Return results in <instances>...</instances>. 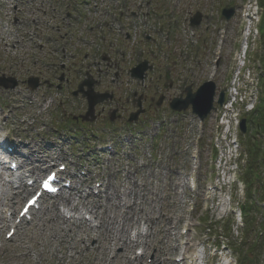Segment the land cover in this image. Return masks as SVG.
<instances>
[{"label":"rangeland","instance_id":"374dc122","mask_svg":"<svg viewBox=\"0 0 264 264\" xmlns=\"http://www.w3.org/2000/svg\"><path fill=\"white\" fill-rule=\"evenodd\" d=\"M15 0H0V6L3 7L2 13L5 17L10 14L9 10ZM62 0H36L35 4L30 7H25L22 11V16L25 17L27 26L22 27L19 37L13 39V36L8 33V27L4 28L5 23H0V77H12L17 80L18 86L15 90L4 91L0 89V137L6 138L11 142L17 140L19 143L26 146L22 148L23 151L31 152L32 155L29 159L35 166H38L35 159H43L46 156L47 165L44 170H35L34 174L43 176L49 171L48 168H56L59 165L66 164L69 171L83 169L87 171L88 176L81 178L87 184L86 186L94 187L95 181H103L105 184L103 190L105 194L103 196V202L105 205V211L100 213V217L104 220L108 218L122 223L124 213L129 208L136 209L135 215L133 212L129 215L126 221L127 226H123L121 232V226L117 224L109 223L108 225L114 228L123 239H127L129 232L137 230L139 222L144 220L150 227V233L148 237L144 238L146 251L149 248L156 246V261L152 264H176L172 261L174 257H177L178 253L185 254L187 249L181 245L182 242L188 243L196 241L192 240L191 236L196 232L198 237L204 234V228L193 229L189 231L185 236L180 235V229L188 220L201 218L205 216V211L202 208L204 204V194L208 185L211 184L212 177H210V166L204 161L203 151L204 146L201 143L198 146L199 154L198 159L192 160L191 153L195 152V147L192 149L189 145L191 139L199 135L196 123L191 127L193 120L189 113L185 116H179L180 129H174L173 116L168 108V103L175 97L180 91L179 86L181 80L184 82L186 78L191 82L193 78L189 68H194L196 72H199V78H204L205 67L203 61H206L207 53L202 51L199 60L193 59L190 63L182 60L181 52H184L187 48V39L190 37V31L187 29V21L191 15L195 12L208 13V7L212 0H183L178 8L177 14L180 15L182 25L176 32L174 31L173 40L171 43H165L163 39V50L158 53L148 55L149 60H154L159 70V77L157 73L155 76H150L146 82L144 95H141L140 89L137 94L131 95L129 100H126V95L131 94V88L136 86L129 78L116 79L115 85H110L108 79L102 82L103 85L94 88V92L100 94H112L113 99L109 102H105L98 105L95 109V118L92 124L82 123L76 121L78 115H84L86 111L85 102L81 99H75L71 96L73 90H75L76 82L86 78H65L63 81V89L58 90L54 86L58 83L59 78H43L42 80L54 82L52 87L47 84L41 85L40 89L32 92L27 87V77H33L37 75H45L46 71L42 69L41 64L53 59V52L51 51V45H48L44 41V35L51 34L54 38L60 39L67 35L66 27L67 22H64L62 17L64 16V10L67 6H63L60 10L59 4ZM107 1V0H104ZM175 0H154L152 4L153 10H159V14L162 12L169 14V7ZM216 4L220 6L217 9L220 11L222 5L234 3L238 8L245 0H214ZM69 0H67V4ZM82 10L84 11V17L74 24L73 40L70 41L71 51L86 52L87 44L83 38L91 39L95 34H90L86 30V25H91L94 21L98 20L104 14H102L103 7L110 5L106 2H99L96 6L94 3L88 0H83ZM85 2H89L85 4ZM69 7V6H68ZM74 7L69 9V12L73 13ZM235 13V16L237 14ZM38 15L37 17H35ZM216 16V15H215ZM236 18V17H235ZM5 19V18H2ZM39 19V20H37ZM214 27L210 29L209 37L215 35L216 29L220 26L218 18H214ZM7 22V20H4ZM34 22L37 25H34ZM1 26L3 28H1ZM215 28V29H214ZM226 37L224 45L222 47V55L226 56L227 62L233 57L231 49L236 45L238 41L237 25L235 22H231L227 26ZM205 25L196 31L198 34V44H203L205 35ZM213 34V35H212ZM38 42L34 40L37 39ZM35 38L31 40V38ZM260 39V38H259ZM256 41V47L251 50L254 52L251 54L250 66H255V61L258 60L257 54L260 51H264V38L262 42ZM14 40L20 41V46L15 51L6 47V44L13 43ZM160 40V41H161ZM36 43V44H35ZM130 51L133 52V44L129 43ZM49 46V47H47ZM81 47V48H80ZM135 47V46H134ZM148 51V49L145 48ZM201 51V52H202ZM35 53V55H33ZM43 54H47L43 57ZM149 54V53H148ZM255 54V55H254ZM37 55V57H35ZM39 59V62H33ZM127 60V59H126ZM201 61V62H200ZM151 62V61H150ZM232 62V61H231ZM14 65L12 70L16 73L12 74V70L9 69V65ZM121 67L124 70L130 68V65L122 64ZM170 69V70H168ZM198 69V71H197ZM204 69V73H201ZM168 70V71H167ZM168 72V73H167ZM229 69H226L223 73V78L228 76ZM68 80V83L65 80ZM97 80V78H94ZM228 80V78L226 79ZM41 82V81H40ZM188 84V83H187ZM117 91L119 94L117 95ZM163 97V103L160 107L156 108L158 98ZM30 98L33 100L30 101ZM140 101L147 108L145 114L139 117L136 125L139 127L138 133H134V136L122 130L125 126H133L127 124L128 116L136 109L134 106L135 101ZM117 111L115 115L114 123L110 124L109 116L111 112ZM117 116V118H116ZM160 120L166 121L167 124L162 123ZM76 124H70V123ZM145 123V124H143ZM64 125L63 130L60 125ZM68 124V125H65ZM143 124V125H142ZM75 125V126H74ZM78 125L88 127L91 130L83 131ZM113 126V127H112ZM63 127V126H62ZM107 127V129H105ZM160 127V131H159ZM110 128V130L108 129ZM174 129V130H173ZM96 134L98 137L95 139L92 135ZM86 132L87 138L83 137V141L76 134ZM160 132V135H159ZM191 132L194 135H191ZM111 133V135H110ZM137 134V135H136ZM112 139L110 140V138ZM115 138V140L113 139ZM196 138V137H195ZM206 138V136H205ZM107 141H111L114 146V153H100L99 147L104 145ZM196 144H198L196 142ZM33 151V152H32ZM184 151L185 153H180ZM197 152V151H196ZM37 153V158H36ZM182 154V155H181ZM33 156L35 158H33ZM44 166V165H43ZM56 166V167H55ZM48 169V170H47ZM47 170V171H46ZM194 174L197 182V190L195 191L196 197V211L187 212L191 203V198L194 194L190 193L187 187L188 174ZM6 174V173H5ZM1 172L0 178V218L3 219L4 210L7 206V197L15 194L17 191L10 189L7 183L8 177ZM107 193V194H106ZM27 194L19 195L21 200L15 198L13 204L16 211L21 204L22 199H25ZM101 196V195H100ZM16 197V196H15ZM110 197L120 200L121 206L114 209ZM238 198L241 200L240 193ZM20 201V202H18ZM56 204L58 211H63V207L56 200L45 201L43 210L50 207L51 204ZM73 205V203H72ZM125 208V209H124ZM256 212V221L253 226L264 224L262 218V210ZM40 213V212H39ZM37 213L34 218V222L31 226H23L22 230L15 237L13 242L4 241V232L6 228L3 225V220L0 221V264H93V260L96 257V253L93 251V245L95 244L101 231L99 227L102 223L101 220L96 221L94 225L96 227L93 231H89L90 239L88 241L90 247L82 249L79 244L73 238H69L67 248L60 247L57 242L49 244L54 238V233L57 225L50 224L47 232L34 229V226L38 224V219L41 218V214ZM211 215L210 212H208ZM255 214V213H254ZM182 216L181 220H177L178 216ZM67 217V214L65 215ZM184 217V218H183ZM186 217V218H185ZM180 224L178 226V223ZM100 223V224H99ZM120 226V227H119ZM119 227V228H118ZM64 228V226L62 227ZM256 228V227H255ZM74 233H78L79 228L71 227L66 230L68 235L69 230ZM257 229L253 230L250 235H247V246L249 243L254 242ZM22 233L30 236L33 233V240L28 244L30 254L24 257L20 254L19 243ZM234 236L240 238V230L234 232ZM61 237V236H57ZM204 238V237H203ZM221 238V237H220ZM104 239L103 234L100 240ZM24 238L22 239V241ZM99 240V241H100ZM220 240V239H219ZM224 240V239H223ZM86 242V241H85ZM180 243V245H179ZM51 245V246H50ZM117 243L112 244L110 250V262L111 264H123L124 260L119 258L114 260L112 257L116 254ZM35 247V249H34ZM78 249L79 253L75 255V259L72 260L70 255H74V251L71 249ZM134 248L128 249L127 256L132 254ZM201 247L199 246V250ZM44 252L41 257L39 254ZM123 252V251H122ZM119 253L121 255L124 253ZM126 256V257H127ZM236 259V257L234 256ZM170 259V260H169ZM61 262V263H59ZM238 262V261H237ZM131 264H148L145 259L137 260ZM257 264H264V261L258 260Z\"/></svg>","mask_w":264,"mask_h":264},{"label":"bare ground","instance_id":"6f19581e","mask_svg":"<svg viewBox=\"0 0 264 264\" xmlns=\"http://www.w3.org/2000/svg\"><path fill=\"white\" fill-rule=\"evenodd\" d=\"M3 144H4V142H3ZM0 147H3V145L1 143H0ZM10 148L11 147H9V149ZM20 148H22V147H20L19 145L17 146V144L16 145L14 144V146L12 148L11 153L13 154V156H16V157H12V154H9L6 148H1L0 151L2 153H4L3 157L5 159H8V157L6 155H10L11 156V159H14V160H16V161L19 162L20 161L19 158L21 159V157H22L21 152H23V151H21L22 149H20ZM33 158H35V157L33 156ZM42 165H46V162L42 161L39 164V167L38 168L41 169ZM0 166H1V164H0ZM32 169H34V168H32ZM18 180L20 181L19 178H18ZM77 189L78 188H76L74 190L77 191ZM24 192H25L24 190L21 191L22 194ZM78 193L81 195L82 194V191L81 192H78ZM85 198L86 199L91 198V194H86V197ZM7 200L9 201L8 203H11L14 200V198L8 197ZM108 200H109V197H108ZM58 201L61 202V204L66 208L67 211H69V212L70 211L71 212H74L75 211L74 209L71 208L70 199H65L63 197H60L58 199ZM92 201L93 202L88 201V202L93 203L92 206L89 207V208H87V203L84 204L81 199H80L79 203H80V205H82V209L83 210L89 211V212H87L88 215H92L93 217H95V216H97V213H98L97 210H96V205H97V202L98 201H96V200H92ZM109 201L112 202V205L115 208L121 206L120 201L117 200V199H115V198H113V197H110V200ZM9 208H12V207H9ZM135 210L136 209H133V208H129L128 209V212H126V215H125V221L128 220L127 219V216L131 212L134 213ZM75 212H78V211L76 210ZM40 214H41V218L38 219V222L39 223L34 226V229L42 230V232H47L49 230L48 226L50 224L57 225L56 227H54L56 229V231L54 233V237H53L54 239L52 241H50L49 244L50 243L53 244V243L58 242L59 244L58 243L57 244L60 247L64 246V248H67L68 243L67 242L65 243L66 238H67V235L65 234L66 231L62 228L63 226L65 228H68L69 227V224L74 225L75 223H78L79 226H82V225L89 226V225H86L85 223L83 224L82 222H78L80 220L78 218L81 215V212L80 213H77V217H75V218L74 217H70L69 220H66V218L63 215V213H61V212H59L57 210V206L55 204H52L50 206V209L48 211L47 210H42L40 212ZM0 221H1V218H0ZM107 221H109L112 224H114V222H115V220L110 219V218H108ZM106 222L104 221V223L101 224L100 225V228H99V229H103L102 232H104V239L100 240V237L98 236L97 237L98 239H96L95 245L92 247L93 248V251L96 253V257H95V259L92 262L93 264H111L110 262L107 261V257L109 255L108 251L111 248L112 244H114V243H118V242L122 243L123 242L125 244L126 248H129L132 244H134V242L133 243H128L125 240L123 241L122 238H121V236L117 233V231H115V229L112 228L111 225H110V228H109V226H108V224ZM123 224L124 223H122V225H120L121 228H122V231H123ZM66 226H68V227H66ZM57 236H62V237H57ZM89 237H90V235L89 234H86V238L88 239ZM21 238L22 239L24 238V240L22 241V239H21L20 242H18L19 243V246H20V250H21L20 254L22 256H24V257H27L30 254L31 247L28 244H30L32 242V240H33L32 239L33 238V233L30 236L22 233ZM74 240L76 241L77 244H79V246H81V244L84 245V247H81V248L87 249L86 248V245L84 244L85 241H83L85 239H83L80 236H76L74 238ZM67 241H68V239H67ZM34 249H35V247H34ZM71 250L74 251V253H73L74 254L73 259H74L75 258V255L79 253V250L78 249L76 250L75 248L74 249H71ZM44 254H45L44 252H41L39 255L42 257ZM122 258L126 259V257H124V255H122ZM124 264H127V262H124Z\"/></svg>","mask_w":264,"mask_h":264},{"label":"flooded vegetation","instance_id":"af4514ba","mask_svg":"<svg viewBox=\"0 0 264 264\" xmlns=\"http://www.w3.org/2000/svg\"><path fill=\"white\" fill-rule=\"evenodd\" d=\"M90 34L95 35L91 39L83 38V44L84 42L87 44L86 51L89 53L71 51L72 46L69 48L62 47L61 64L50 66L46 72V78H63V80L65 78H130L121 69L124 56L118 52V48H121L123 43L117 39L116 30L110 29L107 32L101 30V33L92 30ZM70 36L69 40L72 41L74 32ZM64 38H67V35ZM149 78L150 76L147 75L142 82L131 80L137 84V88L142 89L144 87L140 90L141 95L148 92L145 91L147 89L145 86H147L146 82ZM65 82L68 83V80L66 79ZM63 87V84L59 86L60 90ZM135 102L137 103V101Z\"/></svg>","mask_w":264,"mask_h":264},{"label":"water","instance_id":"95a60500","mask_svg":"<svg viewBox=\"0 0 264 264\" xmlns=\"http://www.w3.org/2000/svg\"><path fill=\"white\" fill-rule=\"evenodd\" d=\"M231 13H232L231 11L229 13H227L226 17L229 18L231 16ZM194 23H196V25H197L198 20H195ZM144 70L145 69H143L141 71V73H143ZM133 73L135 75H137L138 73H140V71L138 72V70H136V72L133 71ZM1 84L4 85L5 87H10V88H13L15 86V82H12V84L10 86H7L3 82H1ZM35 87H37V84L33 85V88H35ZM213 91H214V86L212 84H205L195 94H192L188 90L187 91V97L185 98V100L175 99L171 103L170 107H171V109H173L175 111H181V110L187 109V107L189 105H191L193 113H195L201 120H203L206 117V115L210 112V110L212 109ZM222 99H223V94H221L219 104L222 103ZM102 101H103V98L96 99L93 96L88 95L90 113L92 112L94 106L97 103H100ZM139 113L140 112H138L135 115V117ZM132 120L133 119H130V121H132ZM242 132H244V122H242Z\"/></svg>","mask_w":264,"mask_h":264},{"label":"trees","instance_id":"16d2710c","mask_svg":"<svg viewBox=\"0 0 264 264\" xmlns=\"http://www.w3.org/2000/svg\"><path fill=\"white\" fill-rule=\"evenodd\" d=\"M259 1H260L261 6L264 9V0H259ZM261 36L264 37V19H263V23H262V26H261ZM260 58H261L262 65H263V70H264V52L261 54ZM256 112L260 116V120H259V122H257L258 123V126H260L261 132L264 134V103L260 104V106L257 108V111ZM253 154H254L253 155L254 160H251V162L249 164L248 172L245 175L246 185L249 188V190L252 188L251 187V184H252V180L254 179V175L252 176V173L253 172H251V170L255 168V159H256L257 155H259V152L253 151ZM262 156H263L262 165H263V168H264V150H263V155ZM263 185H264V183H263ZM259 197H260L261 200H264V194H261L260 193L259 194ZM248 199H249V201H248V204H247V206H248V208H247L248 210L247 211L249 213V210H251L252 207H253V205H252V199H251L250 194H248ZM248 223H251V220H249ZM257 245L258 246H254L252 248L255 251L256 260H257V256L259 255V252H260L259 249L261 247V244H257ZM253 250H252V252H253ZM255 261L254 260H251L250 262L252 264H256Z\"/></svg>","mask_w":264,"mask_h":264}]
</instances>
